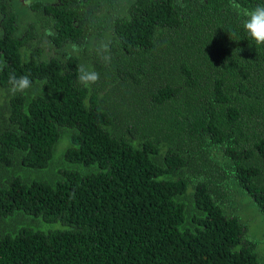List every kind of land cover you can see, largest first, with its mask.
I'll return each instance as SVG.
<instances>
[{
  "label": "trees",
  "instance_id": "obj_1",
  "mask_svg": "<svg viewBox=\"0 0 264 264\" xmlns=\"http://www.w3.org/2000/svg\"><path fill=\"white\" fill-rule=\"evenodd\" d=\"M232 2L0 0V264H264V0Z\"/></svg>",
  "mask_w": 264,
  "mask_h": 264
},
{
  "label": "clouds",
  "instance_id": "obj_2",
  "mask_svg": "<svg viewBox=\"0 0 264 264\" xmlns=\"http://www.w3.org/2000/svg\"><path fill=\"white\" fill-rule=\"evenodd\" d=\"M232 6L237 10L241 7L236 0H233ZM243 16L245 17L243 20L244 30L256 44H264V4H257L254 8L245 10ZM78 72L80 73L79 80L86 85L98 79V73L89 71L83 66L78 69ZM9 83L13 92H22L31 86V80L27 75L16 76L10 74Z\"/></svg>",
  "mask_w": 264,
  "mask_h": 264
},
{
  "label": "rangeland",
  "instance_id": "obj_3",
  "mask_svg": "<svg viewBox=\"0 0 264 264\" xmlns=\"http://www.w3.org/2000/svg\"><path fill=\"white\" fill-rule=\"evenodd\" d=\"M240 222L243 224V228L251 229L252 226H264L263 219L258 215L257 212L248 214L246 208L243 210L241 217H239ZM256 238L264 243V230L256 234Z\"/></svg>",
  "mask_w": 264,
  "mask_h": 264
}]
</instances>
